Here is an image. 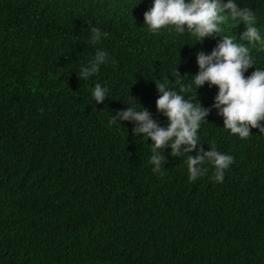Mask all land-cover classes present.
<instances>
[{
	"label": "trees",
	"instance_id": "16d2710c",
	"mask_svg": "<svg viewBox=\"0 0 264 264\" xmlns=\"http://www.w3.org/2000/svg\"><path fill=\"white\" fill-rule=\"evenodd\" d=\"M236 1L254 11L264 37V0ZM144 3L153 0H0V264H264V133L241 139L212 108L198 147L214 143L234 163L223 183L211 163L190 182L188 154L166 148L163 174L155 173L150 138L134 136V122L109 123L132 106L166 126L156 83L178 93V80L191 83L180 94L209 108L218 92L193 83L197 52L211 50L188 34L176 43L152 33ZM92 27L108 36L92 44ZM124 36L152 53L136 77L117 61ZM98 50L109 62L80 80ZM253 50L246 76L264 70V46ZM131 78L149 81L146 91L131 93ZM96 83L109 90L100 104ZM74 97L72 112L63 108Z\"/></svg>",
	"mask_w": 264,
	"mask_h": 264
},
{
	"label": "clouds",
	"instance_id": "9594fccd",
	"mask_svg": "<svg viewBox=\"0 0 264 264\" xmlns=\"http://www.w3.org/2000/svg\"><path fill=\"white\" fill-rule=\"evenodd\" d=\"M19 1L14 0V6ZM48 2L49 0H42L44 5ZM145 9L144 25L152 33H158L165 40L173 37L176 43L182 40L181 34H188L194 40L197 38V42L203 41L198 47L206 45L207 51L211 50L210 54L197 52L199 70L192 77L196 92L205 83L209 87L216 86L218 92L209 108L204 107L201 102L195 104L180 94L191 91V83L183 84L178 80L179 93L170 89L167 81L156 83L160 93L155 102L156 109L167 117L166 126H161L148 109L143 107L142 110H136L132 106L117 110L115 115H111L109 123L134 122L133 135L150 138L152 155L149 162L154 166L153 172L163 174L166 161L163 152L170 147L173 157L188 154L186 164L190 182L204 176L208 168L203 165L211 163L214 167L212 179L223 183L225 171L234 163V157L218 151L214 143L208 151L202 146L198 147L199 129L211 109L215 108L217 114L223 117V127L230 130L231 134L247 139L252 135L253 128L264 133V70L255 68L250 75H245L255 65L251 55V52L255 54L254 45L259 43L264 46V37L253 26L256 21L255 13L236 0H153L152 4L144 3L142 11ZM236 19L243 21L246 29ZM91 33L92 44H97L108 36L107 32H102L98 27H92ZM140 40L141 38L124 36L117 45V61L132 77H136L137 71L147 66L152 54L149 49L151 44H148L149 51L138 48L136 42ZM179 53L186 54L183 48ZM106 62H109V54L98 50L87 66L81 65L77 74L79 79L87 80L98 73L100 66ZM176 75L183 77L177 69ZM149 83L145 81L141 86L131 78L127 86L131 93L138 92L141 95ZM92 89L91 94L96 104L108 99L109 90L105 86L96 83ZM76 102V97L70 103L66 100L63 108L72 112ZM194 150H197V154L191 155Z\"/></svg>",
	"mask_w": 264,
	"mask_h": 264
},
{
	"label": "bare ground",
	"instance_id": "6f19581e",
	"mask_svg": "<svg viewBox=\"0 0 264 264\" xmlns=\"http://www.w3.org/2000/svg\"><path fill=\"white\" fill-rule=\"evenodd\" d=\"M110 34V33H109Z\"/></svg>",
	"mask_w": 264,
	"mask_h": 264
}]
</instances>
